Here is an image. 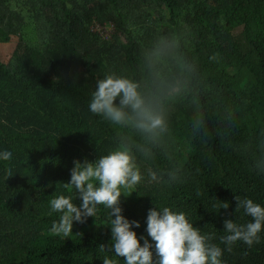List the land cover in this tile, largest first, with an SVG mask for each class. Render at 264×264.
I'll list each match as a JSON object with an SVG mask.
<instances>
[{
  "label": "trees",
  "instance_id": "16d2710c",
  "mask_svg": "<svg viewBox=\"0 0 264 264\" xmlns=\"http://www.w3.org/2000/svg\"><path fill=\"white\" fill-rule=\"evenodd\" d=\"M108 24V35L93 30ZM161 38L195 73L169 102L153 157L135 153L143 179L122 190V214L139 221L154 264L147 216L164 207L210 237L221 264H264V227L251 246L221 241L226 219L251 221L235 197L264 207V0H0V153H12L0 159V264H124L109 250L110 210L98 206L64 237L51 231L60 213L49 202L65 195L79 206L65 187L74 162L95 161L121 135L139 141L89 104L107 75L141 80L144 53Z\"/></svg>",
  "mask_w": 264,
  "mask_h": 264
},
{
  "label": "clouds",
  "instance_id": "9594fccd",
  "mask_svg": "<svg viewBox=\"0 0 264 264\" xmlns=\"http://www.w3.org/2000/svg\"><path fill=\"white\" fill-rule=\"evenodd\" d=\"M178 48L175 40L161 38L144 53L141 80L110 74L97 81L89 110L115 126L130 130L139 141L130 135H121L117 147L95 161L74 162L71 179L65 187L74 188L82 203L77 206L71 196L65 195L50 200V214L60 213L51 228L54 234L69 236L74 221L83 223L88 217H96L98 206H103L110 210L112 245L109 250L124 257V264H154L153 244L146 238L141 244L133 230V225L139 228L140 223L129 221L122 214L121 196L122 190L132 189L142 181L135 153L145 159L153 157L152 149L169 132L168 104L187 89L195 73V67L181 58ZM11 157L10 151L0 153L4 161ZM168 176L170 181L178 179L176 172H169ZM149 177L151 181L159 179L151 171ZM235 199L236 210L243 208L251 221L245 225H238L232 219L224 221L227 234L221 241L229 250L237 241L249 246L258 243L264 227V207L252 199ZM227 207L225 203L223 208ZM146 232L154 242L156 264H221L222 249L210 243L211 238L201 234L183 213L168 207L150 209ZM103 264H114V261L105 257Z\"/></svg>",
  "mask_w": 264,
  "mask_h": 264
},
{
  "label": "built area",
  "instance_id": "2783aa9c",
  "mask_svg": "<svg viewBox=\"0 0 264 264\" xmlns=\"http://www.w3.org/2000/svg\"><path fill=\"white\" fill-rule=\"evenodd\" d=\"M107 26H109V31H108V34H110V33H112L113 32V26L111 25V24H108ZM107 26H104V27H102V26H100V25H95L94 27H93V30H95V28L97 27V28H106ZM95 31H99V30H95ZM100 32V31H99ZM101 33V32H100ZM101 34H104V33H101ZM107 34V35H108ZM105 35V34H104Z\"/></svg>",
  "mask_w": 264,
  "mask_h": 264
},
{
  "label": "rangeland",
  "instance_id": "374dc122",
  "mask_svg": "<svg viewBox=\"0 0 264 264\" xmlns=\"http://www.w3.org/2000/svg\"><path fill=\"white\" fill-rule=\"evenodd\" d=\"M95 30H99L101 33H104L105 35H107L108 34V31H109V26H107L106 28H95Z\"/></svg>",
  "mask_w": 264,
  "mask_h": 264
}]
</instances>
